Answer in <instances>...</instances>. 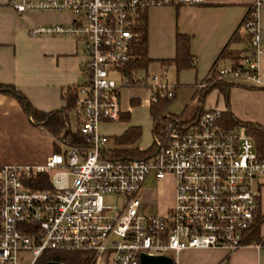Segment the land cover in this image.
Listing matches in <instances>:
<instances>
[{"label":"built area","instance_id":"obj_1","mask_svg":"<svg viewBox=\"0 0 264 264\" xmlns=\"http://www.w3.org/2000/svg\"><path fill=\"white\" fill-rule=\"evenodd\" d=\"M258 0L240 30L249 37L234 66L214 65L195 86V100L219 80L264 88L259 64L264 34ZM203 0H11L18 14H70V24L39 26L31 38L61 37L83 44L84 81L73 115L84 146L63 145L43 164L0 167V264H40L48 253H79L83 264H140V255L175 260L186 250L250 245L264 219L260 213L264 159L245 128H224L221 112L156 118L149 155L109 160L113 139L101 124L121 121L120 94L144 89L150 105L173 101L176 87L166 67L159 73L133 68L139 30L156 8L198 7ZM194 100V101H195ZM172 178L173 204L163 215L143 214L142 188L149 177ZM47 184L48 187L44 188ZM113 199L105 205V199ZM261 220V222H260ZM221 264H225L222 262Z\"/></svg>","mask_w":264,"mask_h":264},{"label":"crops","instance_id":"obj_2","mask_svg":"<svg viewBox=\"0 0 264 264\" xmlns=\"http://www.w3.org/2000/svg\"><path fill=\"white\" fill-rule=\"evenodd\" d=\"M11 0H0V84L13 86L39 112L52 113L66 106L64 96L69 90L77 88L84 81L82 63L84 61L83 44L80 41L61 37L31 38L29 32L39 26L70 24V14L26 13L18 14L9 5ZM18 1V0H15ZM258 0H203L198 7L156 8L150 10L145 18L147 26V52L152 61L150 65H159V72L165 66L161 61L175 57V40L178 34L190 38V53L194 58L193 69L176 73V96L174 102H180L181 109L172 115H188V107L194 106L195 86L205 80L216 63L220 66H234V57L246 54L247 43L232 41L234 34H243L240 30L249 8ZM257 8L258 23L264 34V0ZM159 43L156 49L155 45ZM229 56H222L225 52ZM167 52V53H166ZM233 56H230V55ZM259 64L264 68V46ZM149 67V66H148ZM158 72V73H159ZM229 85V86H227ZM222 89L214 88L187 118L204 110L229 112L234 118L258 126L264 130V88H255L247 82L230 81ZM138 90V89H137ZM142 101L149 108V94ZM190 92L183 100L181 94ZM205 101L208 105L205 107ZM173 102V103H174ZM194 102V103H192ZM138 98L129 99V108L123 111L122 131L113 136L105 132L110 124H101L100 133L111 139L122 135L129 127H139L133 121L124 122V116L140 106ZM191 110V109H190ZM76 118L73 114L71 118ZM113 124V123H111ZM100 125V126H101ZM69 127L71 128L70 122ZM63 146V145H62ZM61 146V151L63 147ZM141 151H146L139 146ZM148 150V149H147ZM56 153L51 136L33 118L25 113L18 101L0 93V167L40 165ZM142 188L143 214L163 215L174 201V182L166 178L157 182L159 190L169 189L161 207L152 202V189ZM264 187L262 189L263 195ZM262 199V198H261ZM260 213L264 210L260 203ZM264 219L257 229L264 240ZM264 264V249L258 243L234 252L223 249L186 250L181 252L175 264Z\"/></svg>","mask_w":264,"mask_h":264},{"label":"trees","instance_id":"obj_3","mask_svg":"<svg viewBox=\"0 0 264 264\" xmlns=\"http://www.w3.org/2000/svg\"><path fill=\"white\" fill-rule=\"evenodd\" d=\"M232 41H238L243 43H249V37L243 34H234ZM136 61L132 65L133 68L147 69L152 62L148 57L147 52V26L146 23L142 25L139 30V38L135 47ZM222 56H229L225 52H222ZM230 56H233L232 54ZM234 57V65L240 60L238 57ZM163 66L173 65L176 73L181 71L193 69L195 61L190 53V38L186 35L178 34L175 40V57L172 60L161 61ZM227 82L219 80L216 74H211L209 78L208 88L201 93L200 101L206 97V95L214 88H223ZM229 86V85H227ZM0 93L15 98L21 105L25 113L31 116L36 124L43 128L53 139L54 148L56 153L61 152V146L67 147L73 146H84L85 140L79 133V124L76 121L77 129L72 131L69 127L70 116L73 114L77 99L76 88L69 90L64 96L66 106L57 112L43 113L33 108L30 102L13 86H7L0 84ZM172 101L161 100L154 105H150V116L155 122L156 118L168 113L167 110L171 105ZM203 109H200L202 112ZM130 116L127 114L124 116L123 121H129ZM220 125L224 128H245L246 134L251 138L254 143L256 152L264 159V130L258 126L243 123L229 112L221 114ZM156 132V127L153 126L152 134ZM142 136V130L140 127H129L122 135L114 137V147L110 150L106 157L109 160L118 161H130V160H141L146 158L150 149L141 151L139 149V141ZM48 187L47 184L44 188ZM250 241L258 243L260 248L264 249V240L259 237L257 231L251 235ZM59 262L62 264H83L81 255L79 253H48L45 254L40 261V264L46 262Z\"/></svg>","mask_w":264,"mask_h":264},{"label":"rangeland","instance_id":"obj_4","mask_svg":"<svg viewBox=\"0 0 264 264\" xmlns=\"http://www.w3.org/2000/svg\"><path fill=\"white\" fill-rule=\"evenodd\" d=\"M159 47V43H157L155 45V48L157 49ZM167 53V52H166ZM168 67V66H167ZM159 68H161L159 65H149L148 67V72H153V73H158L159 72ZM168 70V80L171 84L175 85L176 84V73L175 71L172 70V68H167ZM190 92H184L181 94V99L185 98L186 96H188L189 98ZM138 98L141 102L140 106H137L136 108H134V110H132L131 114H130V121H133L134 123H136L142 130V136L141 139L139 141V146L144 149L147 150L151 147L152 141H153V134H152V130H153V120L150 116L149 113V108L144 105L142 103V101L146 98V92L142 91V90H137L136 88H128L125 89L121 92L120 94V105H121V109H123V111H127V109L129 108V99L130 98ZM182 99V100H183ZM195 100V98L193 99V101ZM174 100L172 101L171 105L168 108V112L176 114L180 111L181 109V105L180 102L179 104L174 102ZM195 102V103H194ZM194 102V106L193 107H188L187 110H189V113H192L191 111L194 110L196 107H198V105L200 104L197 100H195ZM208 105V101H205V107ZM191 109V110H190ZM188 115L186 116V118L188 117ZM76 118H71L70 120V125H71V130L75 131L77 129V124H76ZM102 126L101 125L99 127V131L102 130ZM105 126H109L108 128H106V130H104L105 132H108L109 134H114L113 136H117L121 133L122 128H123V123H121V121H118L116 123L110 124V125H105ZM145 187H149L150 189H152V202L155 207H161L165 201V197L166 194L169 193L170 194V190L167 188L162 187L161 190H159L158 188V184L154 179H149L146 184ZM168 195V194H167ZM113 199L110 197H107L105 199V205H112L113 204ZM161 205V206H160ZM261 207L264 210V191H263V195H262V199H261ZM261 222V220H260ZM264 228V225H263ZM264 230V229H263Z\"/></svg>","mask_w":264,"mask_h":264},{"label":"water","instance_id":"obj_5","mask_svg":"<svg viewBox=\"0 0 264 264\" xmlns=\"http://www.w3.org/2000/svg\"><path fill=\"white\" fill-rule=\"evenodd\" d=\"M44 264H62L59 262H46ZM140 264H175L172 258L167 256H148L146 254L140 255Z\"/></svg>","mask_w":264,"mask_h":264}]
</instances>
